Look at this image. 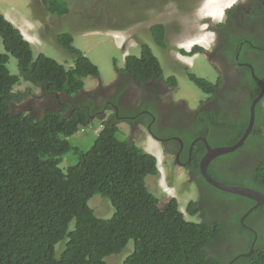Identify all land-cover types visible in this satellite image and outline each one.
Wrapping results in <instances>:
<instances>
[{
  "label": "trees",
  "instance_id": "obj_1",
  "mask_svg": "<svg viewBox=\"0 0 264 264\" xmlns=\"http://www.w3.org/2000/svg\"><path fill=\"white\" fill-rule=\"evenodd\" d=\"M46 7L52 14L68 12L65 0H46ZM150 32L158 46L167 47L164 25H155ZM0 36L7 53L17 57L20 64V76L13 75L7 64L8 54L0 56V264H107L106 258L121 254L131 241L135 243V251L124 264H228L210 252V247L220 243L225 234L226 214L222 209L216 206L215 212H207L209 217L197 223L186 220L176 200L162 205L146 184L149 176L158 174L156 158L132 138L121 140L120 129L111 121L105 123V130L89 151L69 144L68 139L90 127L92 116L111 100H103V106L98 107L100 99L80 92L87 77L98 78L101 73L96 64L73 46V37L70 34L58 37L75 60L74 68L67 70L44 55L34 58L30 45L1 10ZM141 44V55L127 57L123 73L133 75L140 83L154 77L165 78L151 45ZM188 76L206 94L215 95L220 87L194 73ZM20 77L36 85L45 83L51 93L67 97L62 98L57 110L42 108L35 112L17 108L21 98L14 94V87ZM168 83L177 86L175 77L169 78ZM24 102L21 105L25 107ZM198 121L204 127L198 128V132L209 139L208 133L213 128H238L207 109L198 112ZM247 123L248 117L233 141L225 136L212 144H233ZM71 150L76 151L77 164L63 168L64 158ZM203 153L204 149H200L199 154ZM226 156L229 154L210 164L213 178L220 177L219 165L226 168ZM197 172L203 190L211 192L209 197L216 194L221 205L233 201L231 198L251 202L215 189ZM259 174V167H254L252 176ZM221 182L227 183L223 179ZM95 195L112 202L116 209L112 218H100L102 214L98 217L90 207L89 201ZM198 211L199 203L194 202L188 208L191 215ZM256 211L264 217V205ZM213 215L216 218L212 219ZM261 224L258 231L263 235L264 220ZM237 233L254 240L249 230ZM61 242L65 246L58 258L56 247ZM239 261L264 264V240H256L251 257Z\"/></svg>",
  "mask_w": 264,
  "mask_h": 264
},
{
  "label": "flooded vegetation",
  "instance_id": "obj_2",
  "mask_svg": "<svg viewBox=\"0 0 264 264\" xmlns=\"http://www.w3.org/2000/svg\"><path fill=\"white\" fill-rule=\"evenodd\" d=\"M209 30L212 31V40L205 46L207 49L197 48L201 49L197 54L207 58L214 69L215 84L220 86L214 96L207 97L212 99L201 102L196 108H190L186 101L174 99L176 97L171 92L174 87L167 82L171 77L166 80L155 78L143 85L132 76L123 74L111 88L102 87L96 94H100L103 100L111 99L106 108H113L118 118L128 123L129 127L126 128L131 130L133 135L127 134L126 139L138 141L143 135L141 129H145L152 140H159L163 154L169 156L165 163L167 161L171 186L175 182V169H172L169 160L173 166L176 165L186 172L185 179L179 181L177 195H181L180 191L195 190V196L188 200V204L192 201L199 203L200 211L193 215L195 221L202 223L209 217L207 212L217 210L216 206L226 214L225 234L211 252L221 254L225 261L227 257L229 264H247L239 260L251 257L256 248V240H264V229L263 235L258 231L262 227L261 221L264 220L262 213L256 211L258 207L253 208L256 202L252 200L247 202L242 198H231L233 201H226V204L221 205L213 196L209 197L211 192L204 191L197 180L200 176L193 170L192 159L196 150L203 149L202 144H199L201 141H197V138L205 137L198 132V128L202 127L198 121L200 110L214 112L220 115L223 121L226 120V123L233 122L232 125L238 127L234 130L213 128L208 133L210 139L205 137L210 144L213 141H221L225 136H230V141L236 139L241 124H245L248 117L247 126L241 128L240 138L233 144H226V147H233L246 134L252 109L255 107L256 117L252 132L240 148L226 156V168L219 165L217 172L230 186L252 188L264 194V48L260 47L264 45V0H240L221 20L212 22ZM158 51L160 54L169 53L162 48ZM168 56H171V51ZM184 56L190 57L186 54ZM177 70L178 74L182 73V69ZM107 91L110 95L106 94ZM258 98L261 99L256 102ZM207 115L211 117L210 112H207ZM250 138H253L252 141L245 146ZM201 143L206 148L205 143ZM254 167H259L258 177L252 176ZM174 199L178 200L174 195L168 197L162 205ZM214 218L216 217L213 215L212 219ZM244 229L253 234L254 240L237 233ZM222 243L226 245L225 248ZM239 245H245L246 249L241 252L229 251ZM243 254L249 255L244 257Z\"/></svg>",
  "mask_w": 264,
  "mask_h": 264
},
{
  "label": "rangeland",
  "instance_id": "obj_3",
  "mask_svg": "<svg viewBox=\"0 0 264 264\" xmlns=\"http://www.w3.org/2000/svg\"><path fill=\"white\" fill-rule=\"evenodd\" d=\"M32 1L33 0H0V7L4 15L9 17V19H17L16 21H20L24 26L27 25L31 30L35 29L36 33L40 32L45 37V40L49 41L41 46V51L60 63H63L62 59L64 58L63 54L65 53L63 52L64 49L59 47L57 42L55 45L51 40L53 38V33L56 36L63 27L76 21L72 25V30L68 31V33H71L74 36L75 47L82 50L85 55L99 67L101 77L106 81H112L117 77L115 62L118 68L124 67V50L122 49L119 38L116 36V34L119 33V28L128 27L131 31L137 32L135 41H132V44L137 47V40L151 44L152 41L150 40L148 28L157 23L167 25V43L172 50L181 46L187 47L188 45L190 48L193 43L197 42L207 46L212 38L210 33H206L205 35V32L202 31V24L200 23L201 18L199 19L195 10L189 12L191 9V6L189 5L191 2H194L195 4L196 0H180V12L176 9L178 6L177 0H70L72 7L69 9L72 12V16L62 19L50 16L48 19L47 15L42 16L40 9L44 11L45 7L43 4L39 3L38 6L40 8L35 9L30 6ZM225 1L226 0H221L222 3H226L227 5L229 4V1L231 2L235 0H227L228 3ZM152 5H154V7H152ZM219 6H222V4ZM209 11L210 10L208 9L203 10V13L208 17H211V15L206 13ZM38 25H42L43 27L41 28V26ZM33 51L35 57L40 54V51H38L35 47H33ZM153 51L159 58L165 74H173L172 72L174 70L171 61L174 65H177L178 69H182V73L180 74L181 76H179V78L177 77L179 80V86L176 88V97L187 98L193 107L199 105V102L202 99H205L204 97H206L207 94L199 89L189 79L186 75V66L191 64L190 68H188L190 69V72L198 75L199 77H204L213 81L215 79V77H213L214 69L211 67L208 60L201 57H194L193 60L189 59L178 61L174 57H165L162 54H160L159 57L156 51ZM5 52L3 40L0 37V54H4ZM134 54L139 55L140 50H135ZM65 55L67 56V54ZM179 58L182 57L179 56ZM8 67L12 74L19 75V65L15 57L10 56ZM92 80L93 78L91 77L85 80L86 85H88L87 91H89V96L95 95L99 83V80ZM106 81H104V83L107 86ZM29 87H31L30 84L21 83V85L14 90L21 98V101H19L16 105L17 108H21L23 110L29 109L37 112L44 107L45 104L53 103V105H55L51 98L43 97L44 90L42 88H33V92L20 94L26 92ZM106 94H110V92H106ZM51 96L53 97V95ZM28 98L37 99L27 100ZM95 98L100 99L101 95L96 94ZM24 100L25 107L21 105ZM99 123L100 121L96 119L84 133H79L77 136L71 138L70 145L73 148L78 147L84 152L89 151L94 146L97 139L93 133L94 130L92 131V128L98 126ZM120 133H122V135L118 137L123 140L126 139L124 136L129 134V130L124 125H120ZM145 140L149 145L152 144L157 147L155 142L147 135L145 136ZM155 140L157 139L155 138ZM141 141L142 140L137 141V145L139 147H142ZM76 163V151L71 150L66 155V162L62 165V167L66 168L69 165H75ZM217 179L222 181L220 177ZM146 184L148 189L161 199V202L168 200L163 192L166 184L163 183V187L159 185L158 176L148 177L146 179ZM169 188V195L172 196L176 194V187L170 186ZM182 192L180 191V193ZM188 193L189 191H185L182 194V198L180 199V208L184 212L186 219L192 220L190 214L187 212V206L185 204V197ZM191 195L192 194L187 197ZM100 201L103 202V204ZM89 205L91 208H94L98 217L102 214V217L100 218L110 219L116 212L112 203L103 198L101 195H95L92 197L89 201ZM73 226L74 222L72 223V228ZM60 244L57 245L58 255L61 254L64 249V246ZM134 250L135 243L131 241L121 254H115L106 258V262L107 264H124Z\"/></svg>",
  "mask_w": 264,
  "mask_h": 264
},
{
  "label": "clouds",
  "instance_id": "obj_4",
  "mask_svg": "<svg viewBox=\"0 0 264 264\" xmlns=\"http://www.w3.org/2000/svg\"><path fill=\"white\" fill-rule=\"evenodd\" d=\"M66 1V3H67V5H68V12L66 13V14H64V15H60V14H52V13H50L48 10H47V7H46V0H33L32 2H31V4H30V6L31 7H33V8H35V9H39L40 7L38 6V4L39 3H41V4H43V6L45 7V10L44 11H42L41 9H40V11H41V14H42V16H44V15H47V17H48V19H49V16L50 17H56V18H67V17H70V16H72V12L69 10V8L70 7H72V4L70 3V0H65ZM76 1H78V0H76ZM239 1L240 0H235V1H231V2H229V4H232L229 8H227V6H229V4H227L226 5V3H222L224 6H226L225 8H227V9H225V11H224V14H223V16L222 17H219V18H213V17H208L207 15H205L204 13H203V10H206V9H208V8H210L211 6H212V8H213V10H216V8H217V6L219 5V3L221 2V0H196L195 1V4H194V2H191V4L189 5V6H191V9H190V11L189 12H192V11H194L195 10V12H196V14L198 15V17H199V19L201 18V21H200V23L202 24V31H204L205 32V34L206 33H212V31L211 30H209V26L211 25V23L212 22H218L219 20H221L223 17H224V15H225V13H227V11L228 10H232V9H234V7L239 3ZM177 2H178V6L176 7V9L180 12V9H179V4L181 3V1L180 0H177ZM152 7H154V5H152ZM0 10H1V7H0ZM73 10H74V8H73ZM1 12H2V10H1ZM2 14L4 15V13L2 12ZM5 16V15H4ZM6 17V19H7V21H9L19 32H20V34H21V36L23 37V39L30 45V48H31V51H32V53H33V56H34V51H33V47H35L38 51H40V54L39 55H44L45 57H47V58H49V59H52V60H54V61H56L58 64H60V65H62V66H64L67 70H70V69H72V68H74V66H75V60H74V58H73V54H71L67 49H65L60 43H59V40H58V37H59V35H61V34H70L72 37H73V40L75 41V39H74V36L71 34V33H68V31H70V30H72V25L76 22H73V23H71L70 25H68V26H65V27H63L61 30H60V32L55 36L54 35V33H53V31H52V33H53V38L51 39L52 41H53V43L56 45V42H57V44H58V46L59 47H61L62 49H64L63 50V52L65 53V54H67V56L65 55V54H63V63H60L59 61H57V60H55V59H53V58H51V57H49V56H47L45 53H43L41 50V46L44 44V43H46V42H49V41H46L45 40V37L39 32V33H36L35 32V29L34 30H31L27 25L26 26H24L20 21H16L17 19H14V20H11V19H9V17H7V16H5ZM203 17V18H202ZM158 24H162V25H164L165 26V28H166V37H165V42H166V44H167V47H165V48H163V47H160V46H158L155 42H154V39H153V37H152V35H151V28L153 27V26H155V25H158ZM38 26H41V28L43 27L42 25H38ZM119 30V33L118 34H116V36L119 38V40H120V44L122 45V49L124 50V67H117V65H116V62H115V66H116V79H114V80H112V81H106L105 79H103L102 77H101V75H100V77H98V78H94V77H91V78H93V80L92 81H94V80H99V83H98V87H97V89H96V92H95V95H96V93L99 91V90H101L102 89V87H107L108 89L109 88H111V86L113 85V83L115 82V81H117V80H119L120 78H121V74H123V75H128V76H132L133 78H134V76L133 75H131V74H126V73H123V70L124 69H126V64H127V62H126V60H127V57H129V56H131V55H136V54H134V52H135V50H140V54L139 55H137V56H140L141 55V49H142V41H139V40H137V43H138V47L137 46H135V45H133L132 44V41H135V38H136V31H131L128 27H125V28H119L118 29ZM148 30H149V36H150V40L152 41L151 42V44H149L148 42H146V43H148L149 45H151V47H152V49L153 50H155L156 51V53L158 54V56L160 57V53H159V48H162V49H166V50H168L169 51V53H168V55L170 54V51H171V56H168V55H166V54H162L163 56H165V57H174L175 59H177L178 61H181V60H193L194 59V57H201V58H205L204 56H200V54H197V53H199V52H201V49H203V48H206L207 49V47H205V45H202V44H199V42H197V43H193V45L190 47V48H188V46L186 47V46H181V47H178V48H175L174 50H172V48H170L169 47V45H168V43H167V33H168V28H167V25H165V24H163V23H157V24H154V25H152L151 27H149L148 28ZM132 33H133V35H132ZM28 36H29V39H28ZM1 37V36H0ZM2 38V37H1ZM123 39V40H122ZM2 40H3V44H5L4 43V39L2 38ZM74 41H73V46L75 47V45H74ZM174 45H177V44H174ZM4 47H5V45H4ZM76 49H78L77 47H75ZM197 48H201L200 50H197ZM80 50V49H79ZM5 51H6V48H5ZM80 51H82V50H80ZM83 52V51H82ZM84 53V52H83ZM4 54H8V57H9V61H10V56H13V57H15L12 53H7V51L4 53ZM85 54V53H84ZM188 55V56H190V57H186V56H184V55ZM195 54H197V55H195ZM2 54H0V56H1ZM38 55V56H39ZM191 55H194V56H191ZM37 56V57H38ZM86 56V55H85ZM179 56H182V58H179ZM37 57H35L34 56V58H37ZM16 59H17V61H18V65H19V70H20V64H19V60H18V58L17 57H15ZM89 58V57H88ZM90 59V58H89ZM206 60H207V58H205ZM91 60V59H90ZM9 61H8V63H9ZM92 61V60H91ZM7 63V64H8ZM171 63H172V65H173V74L172 75H167V74H165V78H160V79H162V80H166L167 78H169V77H175L176 78V80H177V86H174L173 84H171V83H169V84H171L170 86H172V88L174 87V88H178V86H179V80H178V78H179V76H181L180 74H178V68H177V65H174V63L171 61ZM95 64V63H94ZM190 66H191V64H188V66H186V70H187V76L189 75V73H192V72H190V69H188V68H190ZM9 68V67H8ZM100 70V69H99ZM100 73H101V71H100ZM13 75H15V74H13ZM17 76H20V72H19V75H17ZM198 76V75H197ZM178 77V78H177ZM189 77V76H188ZM87 78H89V77H87ZM86 78V79H87ZM155 78H159V77H154V78H152V79H150L149 81H151V80H153V79H155ZM202 78H204V77H202ZM85 79V80H86ZM190 79V78H189ZM205 79H207V78H205ZM134 80L135 81H137L135 78H134ZM207 80H209V79H207ZM104 81H106V83H107V86L105 85V83H104ZM149 81H147L146 83H148ZM210 82H212V83H214L215 84V80H209ZM138 82V81H137ZM168 82V81H167ZM21 83H27V84H30V86L31 87H29L27 90H26V92H24V93H20V94H25V93H27V92H33V88H42L43 90H44V95H43V97L44 98H51L53 101L52 102H54V104L55 105H53V103H51V104H45L44 105V107H42V108H44L45 110H47V109H53V110H57L58 108H59V106L61 105V100H62V98L63 97H67L66 95H64V94H54V93H51L50 91H49V87H48V85L47 84H45V83H42V84H40V85H36V84H33V83H31V82H28V81H25L22 77H20V82L14 87V90L18 87V86H20L21 85ZM140 83V82H139ZM146 83H141V84H143V85H145ZM194 83V82H193ZM93 84V83H92ZM91 84V85H92ZM195 84V83H194ZM196 85V84H195ZM197 86V85H196ZM87 87H88V85H86V83H85V87H84V89L82 90V91H80L81 93H84V95H88L89 94V91H87ZM198 87V86H197ZM171 89V92H172V94L176 97V95H175V92H176V89ZM199 88V87H198ZM200 89V88H199ZM108 92V91H107ZM205 93V92H204ZM14 94H16L15 93V91H14ZM16 95H18V94H16ZM51 95H53V97L51 96ZM95 95L93 96L94 98H95ZM108 95H110V94H108ZM210 95H213L214 96V94H210ZM209 94H207V96L206 97H204L205 99H202L200 102H199V104L201 103V102H203V101H205V100H209V99H212V98H207L208 96H210ZM70 98H72V97H70ZM35 100V99H37V98H28L27 100ZM99 99V98H98ZM175 100H184V101H186L188 104H189V106H190V108H196V107H193L192 105H191V103L189 102V100L187 99V98H184V97H182V98H174ZM102 101H103V98L101 97L100 98V101L98 102V107H102L103 106V104H102ZM41 108V109H42ZM40 109V110H41ZM101 110H100V113H98V114H95V115H93L92 116V118L90 119V121H89V123H90V126L95 122V120L96 119H98L99 121H100V123H99V125L98 126H96V127H93L92 128V131H93V133H94V135L96 136V137H98L99 135H101V130L103 129V130H105V123L109 120V121H111L112 122V125H116L119 129H120V125H124L125 127H129V125H128V123L126 122V121H121L119 118H118V114H117V112L113 109V108H111V107H108V108H106V106H104V108H100ZM102 117H104V118H102ZM117 123V124H116ZM85 130H87V128H82L81 130H79L78 131V133H76L74 136H72V137H70L68 140H69V144H70V139L71 138H73V137H75V136H77L79 133H84L85 132ZM131 131V130H130ZM129 131V133L131 134V135H133V133H131ZM141 131L143 132V135L142 136H140L139 137V140H142L141 141V143H142V149H144L147 153H152L151 155H153L155 158H156V160H157V168H158V174L157 175H151V176H158V181H159V185H161L162 187H163V183H165L166 184V187L164 188V193H165V196H166V198H168L169 196H171V195H169V187L171 186V184H170V182H169V178H168V169H167V167H166V163H167V161H168V159H169V156H165L164 154H163V148H162V145L160 144V142H159V140L157 141V140H152V138L150 137V134H148L147 133V131L145 130V129H141ZM119 134L120 135H122V133H120L119 132ZM148 136L152 141H154L155 142V145L158 147H155V146H153L152 144L151 145H149L148 144V142L145 140V136ZM201 136H205V135H201ZM205 137H207V136H205ZM205 137H199V138H197V141H201V142H204L203 140H201V138H205ZM207 138H209V137H207ZM207 138H206V140H207ZM134 140V139H133ZM137 142V141H136ZM199 143V144H202V146L204 147V145H203V143ZM207 142H208V140H207ZM138 143V142H137ZM205 143V142H204ZM209 143V142H208ZM212 144V143H211ZM210 143H209V145H211ZM205 145H206V143H205ZM212 147H214V148H216V147H226V145L224 146V145H219V143H217V144H212L211 145ZM201 149V148H200ZM200 149H198V150H196L195 151V153L193 154V159H192V165H193V170H196V171H199L200 172V174H201V176H202V178H205L204 176H203V174H202V171H201V166H202V161H203V159H204V156L206 155V153H207V147L205 148H203L204 149V153H203V156H201L200 154H199V151H200ZM202 149V150H203ZM227 155V154H226ZM222 156V155H221ZM218 157H220V156H218ZM218 157H216L214 160H216ZM77 158H78V156H77ZM160 159L162 160V161H160ZM200 159V160H199ZM165 160H167L166 161V163H165ZM213 160V161H214ZM212 161V162H213ZM66 162V156H65V158H64V161H63V164ZM211 162V163H212ZM210 163V164H211ZM62 164V165H63ZM77 164V163H76ZM75 164V165H76ZM169 164H170V166H172V169H175L174 170V172H175V182L174 183H172L173 184V187H178V184H179V181L180 180H184L185 179V177H186V172L184 171V170H182V169H179L176 165L175 166H173V163L171 162V160H169ZM210 164H209V166H210ZM209 166H208V168H207V173H208V175L211 177V178H213V176H211V174L209 173ZM163 168H164V170H163ZM167 169V172H165V170ZM200 176V175H199ZM150 177V176H149ZM213 179H215V178H213ZM206 180V179H205ZM215 180H217V179H215ZM207 181V180H206ZM217 181H219V182H221L220 180H217ZM226 181V180H225ZM208 183V182H207ZM222 183H224V182H222ZM224 184H227V183H224ZM211 185V184H210ZM228 185V184H227ZM230 185V184H229ZM214 187V186H213ZM237 187V186H236ZM215 188V187H214ZM215 189H217V188H215ZM217 190H219V189H217ZM189 191V193L186 195V202H185V204H186V206H187V212H188V208L190 207V205H192L195 201H192L190 204H188V200L189 199H191V198H193L194 196H195V194H194V189H190V190H188ZM221 191V190H220ZM151 192V191H150ZM225 192V191H224ZM184 193V192H183ZM183 193H181V195H177V192H176V194H174V196L178 199V200H176V199H174V200H176L177 201V203H178V205H179V209H180V211L184 214V212L181 210V208H180V199L182 198V194ZM227 193V192H226ZM190 194H192L191 196H189V197H187L188 195H190ZM233 195H235V194H233ZM173 196V195H172ZM171 196V197H172ZM213 196H214V198H215V201H216V194H213ZM237 196H239V195H237ZM240 197H242V196H240ZM104 198V197H103ZM244 198H246V197H244ZM248 199V198H247ZM108 200V199H107ZM249 200H251V199H249ZM110 201V200H109ZM173 201V200H172ZM253 201V200H252ZM101 202V201H100ZM111 202V201H110ZM255 202V201H254ZM102 204H103V202H101ZM112 203V202H111ZM196 204H197V202H195ZM113 205V204H112ZM114 206V205H113ZM256 206V205H255ZM255 206L253 207V208H255ZM260 206V205H259ZM259 206H256V207H259ZM252 208V209H253ZM92 209L94 210V208L92 207ZM95 211V210H94ZM199 212V211H198ZM197 212V213H198ZM95 213H96V211H95ZM189 213V212H188ZM190 214V213H189ZM184 216H185V214H184ZM190 217H191V219L192 220H188V221H192V222H197V221H195V220H193L194 219V217H193V215H191L190 214ZM186 218V217H185ZM187 220V219H186ZM198 223V222H197ZM60 245H63V246H65V243H61ZM222 245H223V247L225 248L226 247V245H224V243H222ZM216 246H218V243L217 244H215V245H212L211 247H210V252H211V249L212 248H215ZM245 246V245H244ZM244 246H241V245H239V246H236V248L238 249V250H236L235 249V247H232L231 248V250H229L231 253L232 252H236V251H243V249H246V248H244ZM135 251V250H134ZM222 252H223V250H222ZM63 253V252H62ZM62 253L61 254H59L58 255V247H57V249H56V255H57V257L58 258H60L61 257V255H62ZM134 253V252H133ZM132 253V254H133ZM212 253V252H211ZM131 254V255H132ZM215 255H218V256H220L222 259H224L223 257H222V255L221 254H216V253H214ZM130 255V256H131ZM243 256L244 257H247L248 256V254H243ZM105 261H106V259H105ZM224 261H225V259H224ZM226 261L228 262V260H227V257H226ZM228 264H229V262H228Z\"/></svg>",
  "mask_w": 264,
  "mask_h": 264
},
{
  "label": "water",
  "instance_id": "obj_5",
  "mask_svg": "<svg viewBox=\"0 0 264 264\" xmlns=\"http://www.w3.org/2000/svg\"><path fill=\"white\" fill-rule=\"evenodd\" d=\"M255 78L257 79V77H255ZM257 80L260 84H263L262 81H260L259 79H257ZM263 92H264V90H263ZM260 99L261 98H258L256 100V102ZM255 117H256L255 107H253L252 114L250 117V124H249L247 131H246V134L240 140V142L233 147H216V148H214L211 145H209L206 138H201V140H203L206 143V147H207V153L204 156V159L202 161L201 171H202L203 176L207 180V182L209 184H211L212 186H214L215 188H217L221 191H225V192L230 193V194H235V195H239V196L251 199V200L256 202V206H259V205H264V194L263 193L255 190V189H252V188L236 187V186H230V185L224 184L222 182H219V181L211 178L207 173V168H208L209 164L216 157L232 153L244 144V142L247 140V138L249 137L250 133L252 132V130L254 128Z\"/></svg>",
  "mask_w": 264,
  "mask_h": 264
},
{
  "label": "bare ground",
  "instance_id": "obj_6",
  "mask_svg": "<svg viewBox=\"0 0 264 264\" xmlns=\"http://www.w3.org/2000/svg\"><path fill=\"white\" fill-rule=\"evenodd\" d=\"M227 1V0H226ZM225 1V2H226ZM223 2V1H222ZM222 2H220L219 3V5L220 4H222ZM230 2V1H229ZM227 3H228V1H227ZM218 5V6H219ZM232 4H229V6H227V8H229L230 6H231ZM217 6V9L218 10H213V8H212V6L210 7V8H208V10H210L209 12H206L207 14H209V15H211V17H213V18H219V17H222L223 16V14H224V11H225V9H227V8H225L226 6H224L223 4H222V6H219L218 7ZM223 9V10H222ZM207 10V9H206ZM211 35H212V33H210ZM206 35V34H205ZM205 38H206V36H205ZM211 40H212V38H211ZM188 48H189V46H188ZM182 57V56H181ZM104 130L102 129L101 130V132H103ZM125 138H126V136H124ZM162 161V160H161ZM165 172H167V170H165Z\"/></svg>",
  "mask_w": 264,
  "mask_h": 264
},
{
  "label": "crops",
  "instance_id": "obj_7",
  "mask_svg": "<svg viewBox=\"0 0 264 264\" xmlns=\"http://www.w3.org/2000/svg\"><path fill=\"white\" fill-rule=\"evenodd\" d=\"M216 10H218V9L216 8Z\"/></svg>",
  "mask_w": 264,
  "mask_h": 264
}]
</instances>
